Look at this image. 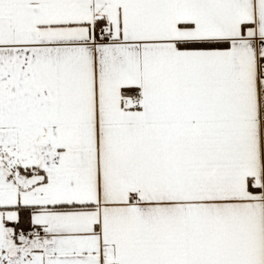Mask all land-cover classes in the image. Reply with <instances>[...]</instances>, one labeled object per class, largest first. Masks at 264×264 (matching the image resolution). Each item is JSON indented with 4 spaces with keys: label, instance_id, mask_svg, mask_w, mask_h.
I'll return each mask as SVG.
<instances>
[{
    "label": "snow or ice",
    "instance_id": "snow-or-ice-1",
    "mask_svg": "<svg viewBox=\"0 0 264 264\" xmlns=\"http://www.w3.org/2000/svg\"><path fill=\"white\" fill-rule=\"evenodd\" d=\"M0 264H264V0H0Z\"/></svg>",
    "mask_w": 264,
    "mask_h": 264
}]
</instances>
